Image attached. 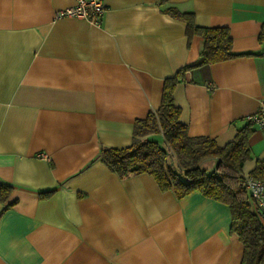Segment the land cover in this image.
Returning <instances> with one entry per match:
<instances>
[{"label":"crops","instance_id":"obj_1","mask_svg":"<svg viewBox=\"0 0 264 264\" xmlns=\"http://www.w3.org/2000/svg\"><path fill=\"white\" fill-rule=\"evenodd\" d=\"M102 2L94 24L55 17L74 0H0V264H239L228 205L120 178L99 151L128 145L163 80L198 60L202 37L167 6L229 30L236 55L187 70L173 99L189 136L232 140L264 99V0ZM247 143L243 179L262 178L264 131L249 124Z\"/></svg>","mask_w":264,"mask_h":264},{"label":"trees","instance_id":"obj_2","mask_svg":"<svg viewBox=\"0 0 264 264\" xmlns=\"http://www.w3.org/2000/svg\"><path fill=\"white\" fill-rule=\"evenodd\" d=\"M166 12L186 22L188 35L202 37L198 60L180 67L173 76L163 80L158 107L150 109L145 117L134 120L130 143L123 147L102 146L100 159L120 178L147 173L160 190H170L176 198L198 191L228 205L229 230L242 244L239 264H264V218L253 211L241 174V166L249 157V124L239 129L232 140L219 146L207 136L187 134L186 124L179 120L180 108L173 99L175 84L183 80L187 70L236 55L231 50L229 30L225 26H197L191 12L171 6L166 7ZM258 41L264 43V24ZM207 158H216L214 170L207 171L201 167ZM255 170L264 172V161L258 162ZM8 190V185L0 183L2 199ZM47 193L42 192L41 195Z\"/></svg>","mask_w":264,"mask_h":264},{"label":"built area","instance_id":"obj_3","mask_svg":"<svg viewBox=\"0 0 264 264\" xmlns=\"http://www.w3.org/2000/svg\"><path fill=\"white\" fill-rule=\"evenodd\" d=\"M105 11L102 0H74L68 7L55 11V17L75 16L99 24ZM247 123L264 131V99L260 100L255 111L245 116ZM244 187L252 202V209L259 217L264 218V178L244 177Z\"/></svg>","mask_w":264,"mask_h":264}]
</instances>
